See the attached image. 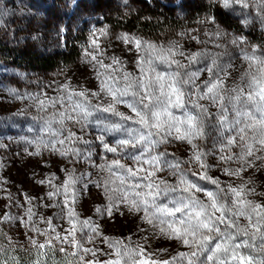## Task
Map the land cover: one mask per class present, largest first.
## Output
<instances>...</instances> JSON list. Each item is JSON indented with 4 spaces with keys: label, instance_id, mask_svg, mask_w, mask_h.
Listing matches in <instances>:
<instances>
[{
    "label": "snow or ice",
    "instance_id": "obj_1",
    "mask_svg": "<svg viewBox=\"0 0 264 264\" xmlns=\"http://www.w3.org/2000/svg\"><path fill=\"white\" fill-rule=\"evenodd\" d=\"M209 3L231 12L239 7L245 26L255 9L264 24V0ZM199 23L215 26L204 32L209 39L201 40L197 30L178 35L216 48H224L227 40L239 50L242 66L225 61L227 52L185 51L180 40L157 43L123 32L115 36L120 45L116 50L105 27L93 30L82 54L81 63L90 68L84 84H56L54 97H21L47 114L40 135L26 141L35 145L30 156L46 151L97 170L77 175L75 167H63L59 181L50 173L35 180L49 191L44 197L26 196L29 207L23 215H0V223L14 220L27 229L24 235L36 251L29 264H47L48 253L55 251L71 256L75 264H264V190L253 186L251 178L242 179L249 169L264 172V49L249 46L243 35L228 33L211 15ZM102 38L113 51L102 46ZM90 126L99 129L94 140L86 138ZM209 138L211 147L206 148ZM180 149L190 154L182 158ZM214 162L224 176L242 182L222 183L210 174ZM233 162L236 168L230 166ZM90 186L103 197L94 207L99 217L114 222L117 216L132 215L149 226L145 230L137 225L146 233L143 244L133 247L104 235L91 218L80 219L76 206L84 192L91 194ZM34 199L58 211L34 219ZM98 238L111 251L86 246ZM152 239L186 251L155 259L147 247ZM105 255L109 258L102 259ZM0 264L9 261L0 259Z\"/></svg>",
    "mask_w": 264,
    "mask_h": 264
},
{
    "label": "rangeland",
    "instance_id": "obj_2",
    "mask_svg": "<svg viewBox=\"0 0 264 264\" xmlns=\"http://www.w3.org/2000/svg\"><path fill=\"white\" fill-rule=\"evenodd\" d=\"M197 1L0 0V145H2L0 147V215L5 213L13 217L23 215L25 209L29 207L25 201L26 196L44 197L45 193L49 191L48 186H41L35 183V180L45 178L53 172L57 174L58 181L62 180L64 178V173L61 171L63 167L69 169L75 167L77 175L97 172L96 169L84 164L83 161L70 164L59 156H52L46 151L41 156H30L28 153L35 151V145L26 141L34 140L40 135L39 129L43 123L42 118H46L47 114L39 112L32 100L21 99V97H26L29 94L43 96L45 93L54 97L57 95L54 89L59 83H72L77 86L84 84L90 75V68H85L81 63V58L88 45L89 36L94 29L108 28L111 33L109 40L111 45L116 46V50L119 49L120 45L115 40V36L123 32L157 43L180 40L185 46V51L206 49L213 53L223 54L227 52L228 55L222 56L225 61L231 60L238 67L242 66L239 50L227 40L224 42V48H216L211 42L206 45L197 44L191 39H182L178 35L181 32L197 30L201 40L209 39V37L204 36V32L214 29L215 26L199 23L200 20L209 16V13H203V15L193 18L191 8ZM204 1L209 3V0ZM155 5L172 10L174 17L180 21V27L147 34L136 28L129 29L124 24L125 20L131 18L132 15H139L142 7ZM218 6L237 22L240 30L234 31L217 20L222 28L232 35L245 36L249 46L254 45L258 49H264V24L261 23L259 17H256L255 9L252 10V16L247 17L252 22L245 26L241 23L245 17L240 14L239 7H237L236 12H231L220 5ZM75 35L80 36L79 56L70 64H60L49 70L35 69L24 62L22 58L16 60L3 51L4 48L31 47L38 55H57L66 51L69 41ZM252 35L257 42L252 40ZM111 45L107 41L102 42V46L109 52L113 51ZM229 82L231 83V81ZM49 85L52 87H48ZM51 111L49 109L48 114ZM21 112L23 114H19ZM99 134V129L90 126L87 129L86 138L94 140V137ZM212 135L215 133L213 132ZM80 147L86 146L81 145ZM205 147H211V138L206 141ZM188 154L190 153L186 154L184 149L178 151V155L182 158H186ZM93 159L97 163L103 162L96 156ZM230 166L236 168L238 165L233 162ZM210 174L218 176L222 183L239 184L242 182L241 178L224 176L221 171L217 170L215 162ZM98 178L96 175L92 176V179ZM249 178L254 182L253 186L258 190H264V172H257L255 168L249 169L248 172L242 174V179L247 181ZM78 187L80 186L78 185ZM58 199H62V197H58ZM102 201L103 197L95 187H92L90 195L84 192L80 203L76 206L80 219L91 218L101 225L104 235L124 240L126 244H131L133 247L137 243L143 244L142 236L146 233L138 231L137 225L145 230L149 226L136 220L132 215L117 216L114 222L102 219L94 212L95 205ZM44 202L46 201L43 199L33 200V211L37 213V217L34 219L38 220L40 214L53 216L54 212L58 211L41 207L40 205ZM55 223L61 224L64 228L68 227L66 221L56 220ZM39 226L41 228L46 227L44 224H39ZM26 232L27 229L18 226L17 221L9 220L0 223V249H3L0 259L8 260L9 264H15L14 260L11 259L15 257L20 261V264H29V261L36 258L35 249L31 247L27 236L24 235ZM147 234L151 235L150 232ZM32 235L35 236L34 233ZM127 237H131V240L126 239ZM36 238L43 240V237ZM86 246L111 251L100 242L99 238L96 242ZM147 247L150 252L154 253V258L158 260L168 259L171 255H175L176 251H186L175 243H159L157 239H152ZM162 248H167V253L160 251ZM101 258L108 259L109 257L105 255ZM46 259L47 264H54V262L55 264H64L67 260H73V264H75V260L71 256H66L59 251L49 252Z\"/></svg>",
    "mask_w": 264,
    "mask_h": 264
},
{
    "label": "trees",
    "instance_id": "obj_3",
    "mask_svg": "<svg viewBox=\"0 0 264 264\" xmlns=\"http://www.w3.org/2000/svg\"><path fill=\"white\" fill-rule=\"evenodd\" d=\"M195 3L196 4L191 8L193 18L203 15V13H209L228 28L234 31L240 30L237 22L227 15L218 5L211 6L204 0H198ZM124 24H126L129 29L136 28L147 34H154L160 32V30L165 31L169 28L173 29L175 27H180V21L178 18L174 17L172 10L157 5L153 7H142L139 15H132L131 18L125 20ZM254 35H252V40L257 42L255 41V37H253ZM79 41L80 36L75 35L71 41H69L66 51L51 56L38 55L31 47L21 49L4 48L3 51L16 60L22 58L24 62H27L35 69L49 70L60 64H70L73 62V60L79 56Z\"/></svg>",
    "mask_w": 264,
    "mask_h": 264
}]
</instances>
